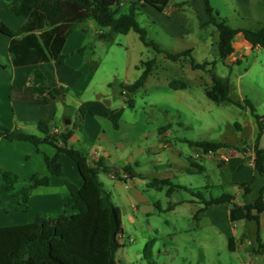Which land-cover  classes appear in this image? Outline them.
I'll return each mask as SVG.
<instances>
[{
  "label": "crops",
  "instance_id": "obj_1",
  "mask_svg": "<svg viewBox=\"0 0 264 264\" xmlns=\"http://www.w3.org/2000/svg\"><path fill=\"white\" fill-rule=\"evenodd\" d=\"M114 8H118L120 12H127L130 7V0H123L120 5L117 4V0H108ZM136 1V0H134ZM230 1V0H229ZM264 3V0H232L234 3V15L238 14L246 21L255 19V23H258V27L264 24V13L258 18L254 17V3ZM211 5L220 16L228 19L225 16L218 4L214 0H210ZM226 0H222V4L225 5ZM184 5L188 6L189 12L183 8ZM139 11L143 8L155 10L158 15V27L161 31V26L169 28L168 30L174 33L170 35L171 40L177 38H185L191 31L190 25L193 24L192 17L198 18V24L196 26L195 34L192 35V40L195 43H201L206 40L203 31L207 27V15L205 12L204 0H140L138 5ZM0 21H2L6 27L11 30L19 29L23 23L24 18L17 16L8 4L4 0H0ZM85 25H79L78 29L70 36L66 42L63 53L68 57L64 63L57 61L42 62L36 65L27 66H14L12 63V57L9 52V46L12 36L5 29L0 27V122L11 127L23 129L30 133H35L40 130L37 122L47 121L50 122L55 131H61L63 128L67 130V123L65 116L66 105H71L75 111L78 107L87 100H99L108 98L111 100V107L113 100L111 94L107 93L105 97L100 94L96 98H83L84 94L90 87L93 79V73L99 67V62L93 61L86 56L87 44H85L89 32L91 29H95V32L99 36L106 32L108 28L99 26L96 22L90 20L84 22ZM82 23V24H84ZM177 27V30H172L171 25ZM157 25V23H156ZM98 26V27H97ZM182 27L183 30L179 28ZM198 27V28H197ZM185 36V37H184ZM101 38V37H100ZM102 39V38H101ZM105 40V39H102ZM166 45V44H164ZM163 47H167L164 46ZM234 52L226 59V66L233 68L234 64H238V70H232L229 76L230 79V95L237 101L240 106L247 108V111L254 117L250 119L252 125V140L250 142L234 144L228 143L229 147H223L222 149L229 154L230 159L227 162H221L217 158L201 155L198 159L194 155L200 150L196 147H192V152L183 163H177L182 158V153L178 154L177 160H170L167 164H158L155 167H163L162 174H166L163 177L150 176L148 174H142L140 172V162L136 161L134 154L132 162L122 164V167H131L133 175H129L125 172L124 176L131 182L130 191L133 198L132 209L133 211H141V208L148 210L146 215L152 214V211L160 209L158 204L152 203L140 190L139 186H147V183L155 178H170L178 185L188 186L198 191H201L203 199L208 200L211 197L220 196L224 193H228L234 196V202L240 205L254 203L260 196V191L264 187V175L259 172L255 167V143L258 137L259 129L261 128L263 134L259 140L258 148L261 151L262 160L264 163V112L259 114L252 100H258V98H250L247 92L243 91V84L252 81L254 87H259L264 92V47L253 46L244 36V34H238L234 40ZM190 45H188L189 47ZM217 48V45H216ZM168 49V48H166ZM192 49V54H195V48ZM186 50V48L184 49ZM218 50V48H217ZM183 51V50H181ZM172 52V51H171ZM219 52V51H218ZM156 59V58H154ZM219 59L220 54H219ZM165 60H169L165 57ZM179 61H172L175 64V73L179 75L178 78L185 81L190 85L195 82L198 85L207 84L210 85L212 79H207L205 83L198 81V78L203 80L200 70H194L191 64L185 68H181ZM217 61V60H216ZM222 61V60H221ZM200 62V60H198ZM218 62V61H217ZM224 64V63H223ZM138 64H134L136 67ZM40 71L43 76L36 75V71ZM152 75L149 76L146 83L149 82ZM172 80L168 81L169 82ZM112 82H109V84ZM114 83V81H113ZM68 86L70 87L78 97L71 96L68 102H56L45 105L33 104L23 101H14L11 98L12 90L15 86ZM186 88V89H188ZM239 90V100L234 98L232 92ZM260 100V99H259ZM243 102L245 105H243ZM260 106H264V98L257 102ZM253 107V108H251ZM76 115V112H74ZM259 116V119L256 117ZM73 125V118L71 119L70 128ZM69 128V129H70ZM122 128V122L119 129ZM135 129V128H134ZM161 134V141L166 139L167 135ZM115 128L112 122L102 116L87 115L85 118L84 130H76L72 136L70 143L75 147L86 146L88 153V161L94 165L100 159L93 160L91 153L94 150L101 151L102 155L106 158V163L111 166L113 171H117L121 176L123 168L117 167V165L109 164L112 160V148L126 149L130 143H134L139 133H135L126 137L122 142L115 138ZM36 134V133H35ZM145 133H142V135ZM98 143H102L106 146L102 148ZM82 148V147H81ZM171 150L172 144L166 139L164 143L159 146V149L154 153L159 154L161 150ZM56 148L48 143L34 145L27 141L20 140H8L0 138V168L16 173L20 177L19 187L27 185L29 180L34 174L49 175L47 164L45 161L46 156H54L56 154ZM141 150L140 152H142ZM171 153V155H177ZM190 159L198 163L201 169L193 168L190 165ZM215 160V161H214ZM60 161L64 168L63 176H51V181L48 186L37 187L30 197L27 205H21L16 197L9 193L0 194V227L14 226L25 223H31L36 220L39 215L44 217H56L64 213L66 210L68 213H73L72 210L66 208V203L70 197V191L65 183V180H69L77 186H82L83 180L80 176L76 162L67 154L62 153L60 155ZM159 161H163V158L159 156ZM121 162V161H120ZM180 166L179 172H174V168ZM125 171V170H124ZM185 171L191 173L197 177H193L197 183L184 182L186 175ZM159 174V172H156ZM127 174V175H126ZM111 178H115L108 174ZM122 177V176H121ZM120 180L121 178L118 177ZM179 190L185 191L186 195L179 192ZM214 191H217L213 195ZM175 199V203H171L168 209L171 211L177 210L179 206L184 204L189 205V211L194 220L192 236L185 239L181 237V242L184 246L187 241L190 242V247L194 251L201 253L202 264H210L209 253L215 249L216 235L220 243L223 253V259H219L214 264H264V250L261 249L257 240L258 226L251 220H240L235 223L230 221V208L231 205L227 203L212 204L206 206L204 200L193 194L188 193L186 190L177 188L171 196ZM259 233L264 244V212L260 215ZM233 238L234 250L229 249V241ZM180 244V241H179ZM126 246V244L124 243ZM119 250L117 253V262L123 264L120 254H123ZM122 252V253H121ZM208 255V256H207ZM221 257V254H220ZM190 261L192 263L194 261ZM198 263V262H197Z\"/></svg>",
  "mask_w": 264,
  "mask_h": 264
},
{
  "label": "trees",
  "instance_id": "obj_2",
  "mask_svg": "<svg viewBox=\"0 0 264 264\" xmlns=\"http://www.w3.org/2000/svg\"><path fill=\"white\" fill-rule=\"evenodd\" d=\"M12 12L24 18L23 25L16 30H11L0 21V27L12 36L9 52L14 66L36 65L42 62L57 61L64 63L67 55L63 53L64 46L70 36L78 29L79 25L94 21L108 30L100 35L102 39L112 40L113 33L127 34L131 31L139 35L140 40L147 47H152L158 53H164L171 61L188 58L194 70H206L210 73L212 87L205 92L209 98L217 103H234L240 105L230 95L229 77H221L215 73L216 60H205L199 63L193 57V50L186 49L176 53L167 49L149 36L147 28L142 26L137 19L140 0H130L127 12H120L108 0H4ZM123 0H117L120 5ZM207 24H213L219 32L217 48L221 60L226 59L234 52L233 40L242 33L253 46L264 47V24L260 27L246 28L234 27L228 19L220 16L219 12L211 5L210 0H204ZM155 59L141 62V75L132 83L118 84L120 93L125 97L128 107H135L134 95L145 86L149 76L153 73ZM211 66V69H208ZM36 75L43 76L40 71ZM110 87H114L112 82ZM172 89H186L188 84L180 79L169 82ZM116 87V86H115ZM72 89L68 86H15L11 93L14 101H23L33 104L45 105L56 102L66 103ZM78 97V95H77ZM253 108V107H251ZM124 108L107 106L102 100L84 101L77 109L76 119L69 130L63 128L55 131L50 122L38 121L40 134L30 133L23 129L11 128L0 122V138L11 141H27L34 145L48 143L56 148L54 156H46L45 161L49 175L34 174L27 185L19 187L20 177L11 171L0 168V194L9 193L16 197L21 205H27L32 192L39 186H48L51 176H63L64 168L60 155H69L77 164L82 186H77L65 180L70 191L66 208L73 211L56 217L39 215L34 222L14 226L0 227V264H121L117 262V253L125 245L122 242L124 227L122 213L119 205L113 200L99 175L101 172L120 177L106 163V158L101 156L96 164L88 161V153L70 143L76 130L83 131L87 115L108 118L115 129L121 125ZM259 119V116L256 115ZM169 126L160 128V134L168 131ZM263 134L259 129L255 143V167L264 175V163L261 151L258 148L259 140ZM190 146L202 149L205 152L217 151L229 147L225 141L188 140ZM193 168L201 169L200 165L190 159ZM125 172L133 175L131 167H125ZM126 179V178H125ZM167 188V195L181 188L188 193L200 197L206 206L227 203L231 205L230 221L235 223L240 220L254 221L258 226L257 240L264 250L259 226L260 215L264 212V187L259 198L254 203L237 204L234 196L224 193L220 196L203 199L201 191L178 185L170 178L155 177L147 183V187L157 190ZM159 207V206H158ZM170 210V209H168ZM234 239L229 241V249L234 250ZM155 239H151L144 248V258L148 264L153 261V247Z\"/></svg>",
  "mask_w": 264,
  "mask_h": 264
},
{
  "label": "rangeland",
  "instance_id": "obj_3",
  "mask_svg": "<svg viewBox=\"0 0 264 264\" xmlns=\"http://www.w3.org/2000/svg\"><path fill=\"white\" fill-rule=\"evenodd\" d=\"M214 2L218 4L221 12L229 18L228 22L232 26L246 28L259 26L258 23H255V19L246 21L240 15H234L235 10L232 0H226L227 3L225 5L222 4V0H214ZM183 8L189 12L187 5H184ZM155 12L152 8H142L140 11L138 10L137 19L142 26L147 28L150 38L161 45L166 44L168 51L176 53L185 48L194 47L195 54H193V57L197 62L198 60H200L199 63L205 60L218 61L215 73L221 77H229L232 70H238L237 63L232 68L231 65L226 66L219 59V52L216 48L219 32L215 25L208 24L202 33L205 35L206 40L194 44L196 41L191 39L192 35L190 34H195L199 21L196 16L192 17L194 25H190L191 31L189 34L186 37L184 36L185 38L171 40L170 35H174V33L169 31V28L164 29L162 26L160 31L158 15ZM254 13L255 18L262 15L264 13V3H254ZM82 25H85V23L81 24L80 27ZM172 26L173 24L171 28ZM179 29L183 30L182 27ZM172 30H177V27L173 26ZM112 38V40H102L94 28L89 32L85 42L87 44L86 56L97 63L99 62V67L93 73L92 83L83 98H96L99 94L105 97L107 93L111 94L112 107L124 108L121 117L122 128L120 130L115 129L117 132L115 138L122 142L126 137L133 134V130H135V133H139L140 136H137L136 141L130 143L126 149L112 148L113 156L109 164L123 168L122 164L132 162L134 154H138L136 161L141 164L140 172L142 174L163 177L166 175L161 173L163 172V167L155 166L161 163L167 164L170 160H177V153L180 152L182 153V159L177 161V163H183L186 157L193 154L188 140H219L232 144L250 142L252 140L253 128L250 119L254 120V117L247 111L246 107L234 103H217L213 101L205 92L206 89L212 87V83L201 86L193 82L188 89H172L168 81L175 80L179 75L173 74L176 66L170 59L165 60L166 56L163 52L158 53L152 47L144 45L139 35L134 31L127 34L113 33ZM188 45L190 46L188 47ZM166 48L164 47L163 49ZM154 58H156V63L149 82L135 93V107H128L125 97L120 93L117 85L134 82L142 73V68L139 66L141 62ZM184 59L185 62H180L181 68L191 64L189 57ZM135 63L138 64L136 67L134 66ZM211 68V66H208V69ZM200 73L204 78L203 80L198 78V81L205 83L209 77L211 79L208 71L200 70ZM113 81L116 87L109 86V82ZM251 83L252 81L244 83L243 91L247 92L250 98H258V100L252 101L257 112L263 114L264 106L257 105L259 104L257 102L264 98V92L259 87H254V83ZM72 93H74L73 90ZM232 94L234 98L239 100L240 93L238 89L234 90ZM71 96L77 97L75 93L74 95L70 93L66 102ZM241 103L245 105L243 102ZM65 105L67 107L65 108L66 119L73 118L74 122L76 119L74 112L77 113V111L71 105ZM164 126H169L166 139L172 144V149H163L161 153L156 154L154 153L155 150L159 149V146L166 140L161 141L159 131ZM35 133L38 134V131L36 130ZM142 133L145 134L142 135ZM98 144L106 149L104 144ZM81 147L78 148L86 151V146ZM141 150L143 151L140 152ZM171 153L177 155L174 156ZM159 156L163 158L162 162L159 161ZM194 157L198 159L201 156L194 155ZM186 163L189 165L187 160ZM180 170V166L174 168L176 173ZM156 172H159V174ZM124 174L123 168V172H121L123 180L111 178L104 172L99 175L104 187L112 193V198L119 205L122 213L123 239L126 246L121 250L123 254H120L121 256L119 257L122 258L123 264H148L143 252L146 244L151 239H155L153 247V261L155 264H202L201 253L191 249L189 241L185 243V246L184 244L181 245V237L186 239L192 236L193 233L191 228L194 220L190 214L189 205L179 206L175 211L168 210V206L171 203H175V199L169 197L166 193L168 186L164 190L139 186V190L152 203L158 204L160 209L152 211L150 215L143 214L140 211H133L131 205L133 198L129 187L131 182L125 179ZM184 175H186L184 182L194 185L197 183L193 179V177L197 176L187 173V171H185ZM179 192L186 195L185 191L179 190ZM216 193L217 191H214L213 195ZM221 245L222 243H220L218 235H216L215 249L207 257L210 264L217 263L219 259H223ZM192 257H194V261L190 263L193 260Z\"/></svg>",
  "mask_w": 264,
  "mask_h": 264
},
{
  "label": "built area",
  "instance_id": "obj_4",
  "mask_svg": "<svg viewBox=\"0 0 264 264\" xmlns=\"http://www.w3.org/2000/svg\"><path fill=\"white\" fill-rule=\"evenodd\" d=\"M102 153L101 151L98 150H94L91 153V157L93 158V160H97L101 157ZM201 155H205L208 157H213V158H217L219 161L221 162H227L230 159V156L228 153H226L222 148H220L217 151H208L205 152L204 150L200 149L195 156H201ZM127 175V174H126ZM113 176V175H112ZM128 176V175H127ZM125 176V178L127 177ZM114 177V176H113ZM122 242L125 243L124 239H122Z\"/></svg>",
  "mask_w": 264,
  "mask_h": 264
},
{
  "label": "water",
  "instance_id": "obj_5",
  "mask_svg": "<svg viewBox=\"0 0 264 264\" xmlns=\"http://www.w3.org/2000/svg\"><path fill=\"white\" fill-rule=\"evenodd\" d=\"M98 100L100 99V96L97 98ZM103 102L107 105V106H110L111 105V100L110 99H108V98H105V99H103ZM66 121V123H67V130H69V126H70V124H71V119H66L65 120ZM141 211L143 212V213H147L148 212V210H144V208H141Z\"/></svg>",
  "mask_w": 264,
  "mask_h": 264
}]
</instances>
